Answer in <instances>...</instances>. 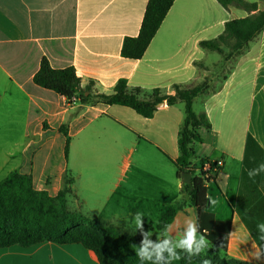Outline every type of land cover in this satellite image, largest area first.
<instances>
[{
    "label": "crops",
    "instance_id": "0c3cea01",
    "mask_svg": "<svg viewBox=\"0 0 264 264\" xmlns=\"http://www.w3.org/2000/svg\"><path fill=\"white\" fill-rule=\"evenodd\" d=\"M148 1L0 0V181L14 172L30 175L36 190L56 196L68 172L74 177L71 211L108 221L143 240L135 224L140 212L144 231L152 233L149 240L167 236L175 242L189 219L197 223L189 202L177 209L182 182L167 157L180 155L184 104L164 102L152 118H144L120 105L69 104L33 81L45 57L55 69L74 67L82 87L90 84L93 93L110 94L126 79L131 87L173 95L174 85H199L221 65L216 55L223 54L204 50L200 43L218 38L226 22L250 15L234 6L226 9L217 0H175L144 56L124 58V38L138 36ZM258 5L264 11L260 0ZM240 55L237 71L223 80L212 76L208 92L194 101V111L207 115L211 129L199 130L204 140L194 145L192 164L224 160L213 186L229 209L210 207L218 220L231 221L223 253L264 264V240L259 239L264 235L259 228L264 223V173L247 174L264 163V99L252 111L247 105L238 154L219 147L228 118L223 98L236 77H248L251 63L245 60H253L254 82L264 90V31ZM237 116L240 120L242 114ZM63 127L70 137L68 153ZM110 168L117 172L110 174ZM143 183L153 192L140 193L137 185ZM71 201L78 209L70 208ZM257 251L259 259L253 256ZM0 264H99V259L81 244L45 242L2 249Z\"/></svg>",
    "mask_w": 264,
    "mask_h": 264
},
{
    "label": "trees",
    "instance_id": "16d2710c",
    "mask_svg": "<svg viewBox=\"0 0 264 264\" xmlns=\"http://www.w3.org/2000/svg\"><path fill=\"white\" fill-rule=\"evenodd\" d=\"M217 1L226 9L234 6L250 13L245 18L226 22L224 32L218 38L200 43L204 50L218 51L221 54H224L225 48H229L228 56L233 58L264 31V11L259 10L258 2ZM174 2L175 0L148 1L138 36L124 38L121 50L124 58L138 60L144 56ZM33 81L36 85L65 97L69 104L76 98L81 104L120 105L133 109L144 118H152L162 102L168 105L183 103L185 118L178 135L180 155L177 159L167 155L176 167L179 179L183 173L191 174V180L182 183L183 200L177 209H180L185 200L189 202L196 209L199 232L206 236L209 246L222 253L228 250L231 221L218 220L210 211L211 203L206 198L208 188L203 176L198 173L199 169L192 164L194 145L204 140L199 130L211 129L207 115L197 114L193 108L195 99L210 89L211 81L208 78L192 87L174 85L173 95L165 94L158 88L146 90L131 87L126 79H120L110 94L93 93L90 84L82 87L74 67L55 69L44 57ZM62 131L67 137L68 153L70 137L66 127ZM73 184L74 177L67 172L61 191L56 196H50L48 192L34 188L30 175L14 172L1 180L0 250L13 246L29 248L45 242L81 244L96 253L99 264H153L152 261H141L137 257L136 251L142 240L136 234L121 232L108 221L87 216L80 211H71L68 202L74 193ZM209 246L204 254L191 259L181 252V259L172 261V264H202L204 260H210L211 264H250L229 258L224 253L221 256ZM161 264H167V261H162Z\"/></svg>",
    "mask_w": 264,
    "mask_h": 264
},
{
    "label": "rangeland",
    "instance_id": "374dc122",
    "mask_svg": "<svg viewBox=\"0 0 264 264\" xmlns=\"http://www.w3.org/2000/svg\"><path fill=\"white\" fill-rule=\"evenodd\" d=\"M251 2H259V0H250ZM262 8L264 9V0H260ZM230 53L229 48H225V52L223 55H216L218 59H221L219 61V64L214 67L215 72L210 74L209 78H212V76H218L223 80L226 78L229 74L232 72H236V63L240 61L241 59V53H238L233 58H230L228 55ZM251 58V57H250ZM246 62L249 61L251 63L250 69L248 72V77L241 75L236 77L235 81L230 84L228 88V96L223 98L226 100L227 104V112L228 118L226 119V123H224L223 127L225 128V131L219 141V147L224 148L226 150H231L233 153L238 154V148L241 145L242 141L244 140L245 136V124H246V118L245 113L247 111V105L249 104L251 106V111L253 106H259L260 103H262L264 99V90L261 88V83L259 84L260 87H258V83L254 82V74L255 69L253 66V60L248 59L245 60ZM223 63V65H222ZM238 67L240 71L238 73H241V67L238 64ZM243 78V79H242ZM247 79H249V84H246ZM222 99V100H223ZM195 110L199 111V104L195 106ZM242 114L240 117V120L238 118V113ZM232 114V118L230 117ZM239 120V121H238ZM218 140V139H217ZM133 162V159L131 160ZM198 164L200 162L198 161ZM117 171L113 168H110V174H115ZM138 190L140 193H149L153 192L152 189H150L146 183L138 184L137 185ZM208 196L212 197L213 199L217 200L216 205H212V209L216 210L218 208L223 209H229L228 201L224 198V195L221 193L218 187L211 186L208 189ZM70 208L71 209H78L77 203L75 201L70 202ZM210 248L214 249L216 253H219V255L223 256L222 251L217 250L213 246H209ZM206 251V250H205ZM202 252L203 254L205 253Z\"/></svg>",
    "mask_w": 264,
    "mask_h": 264
},
{
    "label": "clouds",
    "instance_id": "9594fccd",
    "mask_svg": "<svg viewBox=\"0 0 264 264\" xmlns=\"http://www.w3.org/2000/svg\"><path fill=\"white\" fill-rule=\"evenodd\" d=\"M261 173H264V163L259 164L256 168L249 169L247 174L249 178H254ZM206 198L212 205L217 204L216 199L210 196ZM143 215V213L137 212L135 216L136 227L141 231L144 237L141 246L136 251L137 257L141 261H152L153 264H161L162 261H167V264H172V261L181 259V252L186 253L188 258L191 259L193 256L200 255L209 246V241L206 239L205 235L200 234L199 225L193 219H189L186 222L185 230L175 242L166 236L162 241L153 243L148 239L152 233L144 231L143 221L141 219ZM259 228L261 232L264 233V223L260 224ZM165 231H167V229H165ZM259 239L264 240V235H261ZM254 247L257 246L254 245ZM165 253H167V256H165ZM253 256L259 259V251L254 253ZM202 264H211V261L204 260Z\"/></svg>",
    "mask_w": 264,
    "mask_h": 264
},
{
    "label": "built area",
    "instance_id": "2783aa9c",
    "mask_svg": "<svg viewBox=\"0 0 264 264\" xmlns=\"http://www.w3.org/2000/svg\"><path fill=\"white\" fill-rule=\"evenodd\" d=\"M78 99L74 98L73 101ZM225 166L223 159L210 160L205 159V161H200V164L194 166L199 169V172L204 179L205 186L209 189L211 186L215 185L218 176L222 172Z\"/></svg>",
    "mask_w": 264,
    "mask_h": 264
},
{
    "label": "water",
    "instance_id": "95a60500",
    "mask_svg": "<svg viewBox=\"0 0 264 264\" xmlns=\"http://www.w3.org/2000/svg\"><path fill=\"white\" fill-rule=\"evenodd\" d=\"M164 104H165L164 102L160 103L159 107L164 106ZM190 180H191V174L190 173H183L181 175V182L182 183H188Z\"/></svg>",
    "mask_w": 264,
    "mask_h": 264
}]
</instances>
